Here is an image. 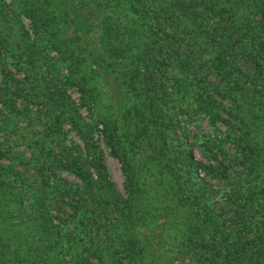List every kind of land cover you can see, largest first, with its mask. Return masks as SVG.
<instances>
[{
	"label": "trees",
	"instance_id": "1",
	"mask_svg": "<svg viewBox=\"0 0 264 264\" xmlns=\"http://www.w3.org/2000/svg\"><path fill=\"white\" fill-rule=\"evenodd\" d=\"M60 23L73 25L62 38ZM52 49L89 120L52 91L50 111L60 105L55 118L69 127L43 124L35 183L8 189L5 177L18 176L0 156V264H264V0H0V101L30 71L47 88ZM176 63L192 82L177 95L165 85L182 84L168 72ZM191 114L227 130L233 150L217 140L215 168L176 132ZM68 130L80 145L66 143ZM99 135L121 164L124 196ZM141 140L147 150L131 153Z\"/></svg>",
	"mask_w": 264,
	"mask_h": 264
},
{
	"label": "rangeland",
	"instance_id": "2",
	"mask_svg": "<svg viewBox=\"0 0 264 264\" xmlns=\"http://www.w3.org/2000/svg\"><path fill=\"white\" fill-rule=\"evenodd\" d=\"M5 1L8 2L9 0ZM88 8L90 7L80 6L79 8H76V10L81 13L80 15L82 17H85L89 13ZM21 19L23 22V28H27V31L32 37L31 39H36L33 38V32L29 26V19L23 15L21 16ZM92 20L94 21V17H92ZM60 24V29L63 31V33L59 35V38H62L65 36V34L72 30L73 25H67L64 28V23ZM90 29L91 33L89 32V37L93 38L92 41L96 40L97 27L92 25ZM92 29H94L93 35ZM91 46L93 47V43ZM48 54L50 61L53 64L52 71L55 73V76L49 71L43 73V76L47 77L49 80L46 83L47 88H44V85L40 82L39 73L30 71L25 84L21 85L17 82V86L11 85L9 87V89L12 91V102L6 101L5 99L0 101L1 163L5 165L6 169L8 167H12L13 171L18 176L17 180L12 179L14 174H10L9 178L5 177L14 184L13 186L8 187V189H12L13 191L19 188L18 185L15 186V182L19 179L23 180L22 185L24 183L33 184V181L35 183V166L40 158L41 153L44 152V150L39 147L40 141L38 138L42 135V128L45 121L47 122L49 119H53L55 127H59V125L62 128L69 127L67 123H63L61 121L62 119L55 118L56 114H59L58 109L60 110V105L58 106V109L57 106H54L53 111H50V102L48 97H51L50 99H56L53 96L55 95L54 93L51 95L52 91L58 92L62 95V97L67 96L73 106H75L77 112L83 116L84 119L89 120L87 107L83 104H80L81 94L79 89L75 85H63L61 83L62 80H64V75L67 73V68L63 65V63L60 62V58L57 57L55 50H49ZM202 55H204V53H202ZM9 70L12 71L13 68H9ZM12 72L14 73V76H21V72H19V70ZM168 72L174 73V77L184 85L179 84L174 80V78H172L171 80H167L165 83L167 91L173 92L175 95H177V93L180 92L182 94L183 91L186 92L188 88H190L192 82H189L186 67L182 66L180 63H176L175 65L168 66ZM1 79H3L4 82L3 73L0 71V85H3V82L1 83ZM13 90H16L17 93H15ZM56 103L58 104L57 100ZM191 115L192 117L189 120L177 121L179 125H177L176 132L180 136L182 135V138L189 147L190 154L193 158L215 168L218 164L219 155L216 154V147L214 143L217 140H221L223 148L228 153H232L233 150L228 138L227 130L225 126L219 122L211 125L205 115ZM97 125L100 127V124ZM96 132L98 131L96 130ZM65 141L68 144L71 142L77 143L79 145L81 144L80 139L72 130H68ZM96 142L102 150V157L108 180L111 182L114 191L119 193L121 196H124V175L118 158L112 154L109 146L103 143L101 135L96 137ZM138 143H140L138 145L139 147H134L131 153L136 152V148H139V152H141V154L147 150L145 141L141 140ZM133 158L137 159L138 157L135 155ZM196 174L197 179L201 178L203 182L210 184L214 188H221V183L216 176L212 174L206 175L203 171L199 170L196 172ZM56 177L59 179L64 178L69 181L77 180L74 175L68 174L64 170H58ZM26 189L27 191H30L31 186H26ZM219 195L220 192L215 193V197H218ZM147 227H145V229H147ZM11 229L15 230V226L11 227Z\"/></svg>",
	"mask_w": 264,
	"mask_h": 264
}]
</instances>
